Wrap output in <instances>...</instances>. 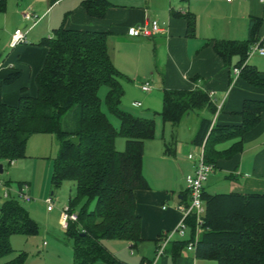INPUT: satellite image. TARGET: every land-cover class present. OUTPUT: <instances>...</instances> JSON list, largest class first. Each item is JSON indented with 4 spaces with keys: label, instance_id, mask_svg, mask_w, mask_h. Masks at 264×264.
<instances>
[{
    "label": "trees",
    "instance_id": "1",
    "mask_svg": "<svg viewBox=\"0 0 264 264\" xmlns=\"http://www.w3.org/2000/svg\"><path fill=\"white\" fill-rule=\"evenodd\" d=\"M82 5L90 16L104 18L112 3L82 0ZM6 6L7 0H0V12ZM187 21L188 33L194 35L196 19L188 15ZM261 21L251 19L245 41L217 40L214 45L228 63L239 55L240 75L258 88H264V72L247 60L251 46L260 40L257 28ZM110 36L109 31L60 26L41 42L48 53L36 78L37 95H24L14 105L0 99L1 163L26 157L28 141L34 134H52L57 140L53 186L58 188L67 180L76 184V195L69 205L78 212L79 219L65 229L73 247V264H122L103 240H141V217L136 212L134 192L149 188L143 172L145 143L155 137L156 121L122 107L128 77L112 60ZM14 79L11 76L7 82ZM104 86L108 91L103 101L100 91ZM104 104L119 119V128L104 111ZM216 111V104L205 90L165 88L159 114L173 127L166 154H175L176 133L182 120L190 113L203 112L210 116L202 115L194 143L204 144L206 162L216 167L219 160L240 154L245 134L261 121L264 100H245L238 125H212L211 115ZM119 136L126 139L123 150L116 147ZM76 137L78 142L74 141ZM230 140H235L230 147H217ZM16 197L11 195L0 206V264H27V253L13 246L12 237H31L40 232L39 223ZM203 197L206 213L195 248L197 257L217 264H264V193H207L204 187ZM186 220L190 238L176 242L179 247L195 236V216Z\"/></svg>",
    "mask_w": 264,
    "mask_h": 264
},
{
    "label": "crops",
    "instance_id": "2",
    "mask_svg": "<svg viewBox=\"0 0 264 264\" xmlns=\"http://www.w3.org/2000/svg\"><path fill=\"white\" fill-rule=\"evenodd\" d=\"M109 1L112 5L104 18L90 16L82 5V0H58L55 3H51L50 0H18L17 10L14 12L8 10L7 3L5 11L0 12V15H3L0 16V27L3 28L0 35V99L14 105L24 95H37L36 78L48 53V48L41 42L44 38L53 36L55 29L64 25L68 28L111 32L109 45L112 60L128 77L124 82L126 94L130 86L134 85L146 95L145 103L133 101L131 105L139 109L147 108L148 111L140 113L139 116L155 119L156 134L145 143L143 172L149 188L136 189L134 192L136 212L141 217V240L135 243L125 239H105L103 244L122 264H217L216 261L213 262L214 260L197 257L195 251L189 250L187 245L179 247L176 242L189 240V228L185 236L175 235L163 255L157 254L160 236L175 229L184 220V214L178 206L190 200L185 177L194 170V160H191L188 154L197 153L203 145L195 144L194 138L202 115L210 116L207 112L201 115L194 113L187 115L177 129L175 154L170 156L166 154V145L172 141L173 127L169 123H164L162 116L157 112L163 109L165 88L191 90L198 88L209 94L213 93L210 98L216 104L217 111L211 115L212 125H238L242 122L241 112L245 100H264V88L250 85L236 73L235 68H238L240 56H233L228 63L214 47L217 40L245 41L249 36L252 18H259L262 21L257 28L260 40L254 43L251 49L260 43L264 39V3L261 0ZM26 9H32L40 16L36 23L24 21L22 13ZM188 15H193L196 19L194 35L188 33ZM10 20L12 25L8 24ZM153 20L158 21L161 33L150 37L129 34L131 27ZM18 27L28 31L29 42L10 48L11 36ZM257 56L264 58L256 52L250 55L247 62L261 70L260 65H257L260 64ZM11 76L15 79L7 82ZM148 81L153 88L146 92L141 89V85ZM107 91L106 86L100 91L103 101ZM126 94L122 100V107L129 111L130 107L125 105L127 102L124 100ZM138 102L141 105H136ZM103 109L113 124L119 128L118 118L112 116L105 104ZM185 130H189L191 134L188 141L181 137ZM33 139L39 143L36 144L34 142L36 140ZM48 141L53 142L57 149L58 143L54 135L46 133L32 135L27 144L26 157L13 162L18 163L27 157L43 156L38 149L41 147L43 149L45 145L47 147ZM119 141L116 140V146L121 142ZM234 141L220 143L217 147L226 149ZM42 163L41 180L44 181L46 177V181L43 183L39 181L41 185L37 187L26 182L29 185L28 192L34 196L31 201L25 202L29 205L35 197L44 198L41 187L45 183L47 191L52 180L50 179L52 167L47 171L48 163L45 160ZM218 170L222 171L223 179L215 180L214 176L212 179L209 178L205 184L207 193H217L214 190L224 180L228 181V192L264 193V113L260 123L245 134L243 151L230 159L219 160L212 173ZM3 182L13 189H17L23 183L19 181L17 185H13L10 181ZM56 192L57 189L54 190L52 186L50 195L53 193L56 195ZM12 195L16 193L13 192ZM6 199L0 189V206ZM66 205L61 203L58 197L55 209L47 211L53 213L57 208L62 209ZM29 238L13 236L12 244L15 246L14 241ZM47 245L48 243L44 242V246ZM71 249L73 250V247ZM96 264L108 263L98 261Z\"/></svg>",
    "mask_w": 264,
    "mask_h": 264
},
{
    "label": "rangeland",
    "instance_id": "3",
    "mask_svg": "<svg viewBox=\"0 0 264 264\" xmlns=\"http://www.w3.org/2000/svg\"><path fill=\"white\" fill-rule=\"evenodd\" d=\"M8 3V10L10 12H14L17 10L18 0H7ZM0 16H3L2 14ZM2 18V17H1ZM9 25H12L11 20L8 21ZM3 32V28L0 27V35ZM256 58L259 59V63L261 70L264 71V58L257 56ZM146 95L141 93L137 88L133 85L130 86L128 93L124 100H126L128 108L132 113L136 115H141L142 112H147V108H135L131 105L133 101H142L144 102V97ZM145 103V102H144ZM132 109V110H131ZM128 110V109H127ZM138 111V112H137ZM161 112V111H160ZM157 112V113H160ZM141 113V114H140ZM114 116V115H112ZM115 117V116H114ZM212 117V116H211ZM117 118V117H115ZM120 123L119 119H117ZM190 132L189 130H185V134L182 137L184 140H190ZM171 137V136H170ZM37 138V137H33ZM171 139V138H170ZM36 139H33V141ZM120 140L117 144V149L121 150L120 148L125 147L126 139L123 136H119L117 141ZM32 142V141H31ZM36 142L38 144L39 142ZM48 143V144H47ZM47 147L43 149L39 148L43 154V156H33L27 157L18 163L9 164L7 162L4 163L5 171L0 173V179L3 181H10L13 185H17L19 181H23V183L30 182L31 186L37 187L40 186V182L46 181L41 180L42 177V169H43V161L45 160L47 164V171L49 168L52 167L51 175H53V165H54V158L57 154L56 146L53 142L48 141ZM226 145V144H225ZM39 153V152H38ZM39 155V154H38ZM48 174V173H47ZM46 174V176H47ZM218 180V178L223 179L222 171L218 170L216 173H211L209 178H213ZM50 179H52L50 177ZM210 179V181H211ZM50 180L49 189L46 191L45 183L41 187V191L44 192L43 197H35L32 203L29 205L24 201L20 200V202L31 212L32 217L39 223L40 225V232L38 235H34L30 237L28 240L19 239L14 241L15 248L20 251H25L28 255L27 264H72L73 263V250L71 241L67 238L66 231L62 225V213L61 208H57L53 213H49L47 211L46 199L49 197L51 192V187L53 186ZM214 190L215 192H228V181L224 180L220 182ZM54 187V186H53ZM57 189L56 195L57 198L61 203L69 204V199L73 198L76 195V184L72 180L64 181L61 186L58 188L54 187V190ZM47 194V196H46ZM34 197V196H33ZM3 201V199H1ZM32 207V210H30ZM24 238V237H18ZM23 240V241H21ZM44 242H47L48 245L45 247ZM215 262V261H213Z\"/></svg>",
    "mask_w": 264,
    "mask_h": 264
},
{
    "label": "built area",
    "instance_id": "4",
    "mask_svg": "<svg viewBox=\"0 0 264 264\" xmlns=\"http://www.w3.org/2000/svg\"><path fill=\"white\" fill-rule=\"evenodd\" d=\"M261 2L264 3V0H261ZM22 16L24 21L32 23H36L40 18V16L32 9L24 10ZM158 33H161V27L157 20L147 21L129 29V34L132 36L150 37ZM28 42V31L23 27H18L11 36L9 46L10 48H16L17 46ZM256 52L264 56L263 43L260 42L255 44L251 49L250 55ZM235 71L237 74H240L241 68H235ZM152 88L153 86L150 81L141 85V89L146 92L151 91ZM210 95L212 96L213 93ZM136 105H141V103L138 102ZM188 157L191 160H194L193 172L185 177L186 185L190 192V200L186 204H180L178 206V209L184 214V220H182L175 229L165 232L160 236L157 252L158 256H161L166 252L167 246L172 242L176 234L182 237L186 235L187 229L189 228L186 220L188 216L194 215L196 219L195 236L186 246L189 250L195 251L200 234L204 230L206 203L203 197V192L205 184L215 167L212 163H208L205 160L204 144L200 147L197 153L191 152L188 154ZM0 189L2 190V196L5 198H9L12 193L15 192L18 198L24 202H29L33 199L32 195L28 192L29 185L27 183H22L17 189H13L9 184L0 180ZM45 201L48 211H53L56 207L57 196L53 193ZM61 213L64 229H68L71 222H76L79 219L78 212L73 210L69 204L61 209Z\"/></svg>",
    "mask_w": 264,
    "mask_h": 264
},
{
    "label": "water",
    "instance_id": "5",
    "mask_svg": "<svg viewBox=\"0 0 264 264\" xmlns=\"http://www.w3.org/2000/svg\"><path fill=\"white\" fill-rule=\"evenodd\" d=\"M74 141L75 142H78L79 141V138L78 137L74 138ZM3 171H4V164L3 163H0V172L3 173Z\"/></svg>",
    "mask_w": 264,
    "mask_h": 264
}]
</instances>
